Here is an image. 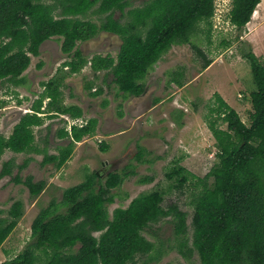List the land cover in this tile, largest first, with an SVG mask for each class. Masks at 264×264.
I'll return each mask as SVG.
<instances>
[{"label":"trees","instance_id":"1","mask_svg":"<svg viewBox=\"0 0 264 264\" xmlns=\"http://www.w3.org/2000/svg\"><path fill=\"white\" fill-rule=\"evenodd\" d=\"M259 2L232 0L228 19L238 33L236 38ZM126 4L127 0H0V83L21 84V75L30 65L31 56L39 54L40 44L57 37L61 39L62 52L70 53L75 48L73 57L63 63L68 74L79 72L88 63L93 73L110 72L113 83L126 96H138L145 90L142 79L148 70L173 44L188 42L200 22L210 36L214 0H146L142 6L128 9L121 23L113 12H122ZM92 7L94 13L104 14L99 24L82 18ZM99 31L117 35L121 39L119 50L115 57L94 54L88 60L75 46ZM243 58L249 62L255 85L250 93L252 112L248 123L219 95L209 108L207 123L215 142L216 161L198 179L202 188L192 199V247L199 264H264V64L250 48ZM209 63L211 60L205 59L203 67ZM63 74L41 82L44 88L32 112L19 119L8 137L0 135V157L6 149L42 152L41 165L53 163L60 168L71 156L76 141L95 134L97 120L90 117L81 127L71 126L70 132L64 127L56 131V137L69 139L67 145L57 148L56 154H47L45 147L34 145L33 127L41 125L45 117H83L80 106L63 102ZM171 80L181 85L180 77ZM99 93L96 90L93 95ZM44 99H48L45 104ZM213 113L215 118L211 117ZM217 119L225 128L217 125ZM99 148L106 151L107 145L101 143ZM142 152L143 149L136 154L138 159ZM25 166L26 162L18 171ZM8 173L11 165L4 161L0 177ZM166 176L176 178L178 186L195 177L177 164ZM151 179L144 176L140 182ZM100 180L93 171L83 181L65 187L60 201L52 200L33 218L30 240L0 264H129L137 253L152 250L153 243L142 234L152 223L170 216L176 233H185L186 212L176 204L163 208V191L158 189L138 194L126 207H117L109 215L107 203L113 199L109 190L117 187L122 177L111 173L104 184ZM15 182L23 183L32 197L46 184L44 180L33 181L30 175ZM59 205L64 210L60 211ZM22 214L23 203L15 200L6 216H0V246Z\"/></svg>","mask_w":264,"mask_h":264},{"label":"rangeland","instance_id":"2","mask_svg":"<svg viewBox=\"0 0 264 264\" xmlns=\"http://www.w3.org/2000/svg\"><path fill=\"white\" fill-rule=\"evenodd\" d=\"M42 1L52 3L55 0ZM145 2L127 0L122 12L115 10L113 17L122 23L127 18L128 9L142 6ZM231 2L215 0L209 37L205 24L200 22L188 42L173 44L161 55L144 78L147 91L142 97L126 96L113 83L110 72L93 73L88 63L79 72L67 75L61 87L63 102L79 105L84 111L83 119L95 117V134L76 141L71 156L60 168L53 163L41 165L42 152L4 151L0 158V170L3 161L7 160L11 173L0 177V216H6V210L15 200L22 201L23 214L0 246V262L16 255L30 240L31 222L41 209L52 200L60 201L65 187L83 181L87 173L94 171L99 172L101 184L111 173L122 177L118 186L109 190L113 197L107 203L109 215L117 207H126L138 194L154 189L163 191V208L176 204L186 212V231L183 235L176 233L170 216L152 223L142 232L153 243L152 250L137 253L129 264H199L198 254L192 247V199L202 188L198 179L204 177L216 161L215 142L207 123L209 108L219 95L247 124L252 112L250 93L255 85L249 62L243 58L244 52L250 48L264 64V0L256 5L238 38L235 27L228 19ZM94 7L82 18L99 24L104 20V14L94 13ZM56 13H59L58 8ZM103 34L101 32L87 42H77V47L88 60L94 54L116 56L120 38ZM60 40L52 37L44 41L38 56H31L30 65L23 73L27 90L20 86L17 89L14 84L5 81L0 84V133L4 136L10 134L12 124L22 114L16 109L19 103L22 107H30L36 94L43 90L41 82L48 80L67 59L60 50ZM205 59L211 60V63L203 67ZM39 62L41 66L37 67ZM172 77H180L181 85L173 82ZM87 83L93 87L92 90H100V93L89 96ZM19 94L21 98L17 96ZM119 110L122 111L123 121L117 116ZM105 113L107 117H103ZM54 116L45 117L41 125L33 127L34 145L45 147L47 154H56L59 146L69 143L67 138L56 137V130L66 126L63 116L68 115ZM211 117L215 118L216 113ZM216 122L219 127L225 128L221 119ZM101 143L107 145L106 151L100 150ZM140 148L143 152L138 159L136 154ZM113 160H117L116 164L108 166ZM103 161L107 162V166L102 170L100 164ZM24 162L26 166L17 174L15 170L21 168ZM175 164L183 166L195 177L178 186L176 178L166 176ZM28 175L33 181L44 180L46 183L35 197L29 194L23 183H15L18 178L22 180ZM144 176L152 177L151 181L140 182ZM59 210L64 209L59 205ZM93 234L97 236L99 232Z\"/></svg>","mask_w":264,"mask_h":264},{"label":"flooded vegetation","instance_id":"3","mask_svg":"<svg viewBox=\"0 0 264 264\" xmlns=\"http://www.w3.org/2000/svg\"><path fill=\"white\" fill-rule=\"evenodd\" d=\"M101 32H103L104 34L103 35H110V34H113V33H111V32H105V31H99L98 33H97V35L99 34V33H101ZM96 35V36H97ZM113 35H115V34H113ZM110 36H112V35H110ZM52 38V37H51ZM94 38V37H93ZM50 39V38H49ZM92 38H90V39H88V40H85L86 42L87 41H90ZM46 40H48V39H46ZM46 40H44V41H46ZM43 41V42H44ZM61 41V40H60ZM85 41H80V42H85ZM42 42V43H43ZM41 43V44H42ZM40 44V45H41ZM120 44H121V39H120ZM120 44H119V46H120ZM76 48H78L77 47V44H76V46H75ZM39 48H40V46H39ZM39 48H38V50H39ZM75 49V48H74ZM74 49H72V51L70 52V53H64V52H62L63 54H65L66 55V57H67V59H65V60H63V62H61V64H60V66L56 69V72L53 74V75H55V74H59V75H64L63 73H65L66 74V76H64V78L62 79V85H63V82H64V80L66 79V77H67V75H69V74H75V73H77V72H75V73H67L68 72V67L67 66H63V63L64 62H66L67 60H70L72 57H73V54H74V52H75V50ZM79 49V48H78ZM60 50H61V42H60ZM118 50H119V47H118ZM62 51V50H61ZM81 51V50H80ZM118 52V51H117ZM36 56H38V55H36ZM35 56V57H36ZM39 65V66H38ZM41 66V62H39L38 64H37V67H40ZM25 72V71H24ZM23 72V73H24ZM22 73V78H23V82L21 83V84H18V85H15V87L17 88V89H19L18 87L20 86L21 88H23L24 90H27V87H28V85H26V79H25V76H24V74ZM52 75V76H53ZM112 75V74H111ZM27 78L29 79V77L27 76ZM51 78V77H50ZM47 81V80H46ZM46 81H43V82H46ZM89 83V82H88ZM88 83H87V85H86V89H87V91H88V94H89V96H97V95H93V93L97 90V89H94V90H92L93 89V87L91 88V89H88ZM143 83H144V85H145V90H144V92L143 93H141L140 95H138V96H133V95H129L130 97H142L145 93H146V84H145V82H144V80H143ZM0 84H2V83H0ZM62 85L60 86V90H61V87H62ZM40 86H42L41 84H40ZM42 88H44L43 86H42ZM120 91V90H119ZM122 92V91H121ZM39 93H41V92H39ZM17 96H20V98H21V94H19V95H17ZM39 96V94H36V97L34 98V100H32V102H31V104H30V107H26V106H24V107H22V106H20V103H19V107H16V109H19V110H21L22 111V114H21V116L12 124V130H13V127H14V125L19 121V119L23 116V115H25L26 113H30V112H32V105L34 104V102H35V100L37 99V97ZM48 99H46V101H47ZM23 101V100H22ZM46 101L45 102H43L44 104L46 103ZM18 102H20V100H18ZM73 103H75V102H73ZM73 103H70V104H73ZM16 106V105H15ZM79 106V105H78ZM83 110V109H82ZM83 113H84V111H83ZM39 114V113H38ZM45 114V113H44ZM118 115L117 116H119V119L120 120H122V119H124V117L122 116V111L121 110H119L118 111V113H117ZM84 115V114H83ZM113 115H110V117H112ZM103 117H107V113H105L104 115H103ZM82 120H83V117H82ZM123 121V120H122ZM48 125V124H47ZM51 126H53V124H51ZM62 128V127H61ZM59 129V128H58ZM57 129V130H58ZM12 130H11V132H12ZM56 130V131H57ZM11 132H10V134H11ZM9 134V135H10ZM0 135H2V136H4L2 133H0ZM9 135H7V136H4V137H8ZM2 156V155H1ZM1 158V157H0ZM7 161V160H6ZM4 162V161H3ZM116 162H117V160H113V162H111V163H109V164H107L108 166H114L115 164H116ZM106 161H103L100 165L102 166V170H103V168L105 167V165H106ZM106 165V166H107ZM16 172H18V168L15 170ZM15 172V173H16ZM96 174H98L99 175V172H96ZM16 183V182H15ZM16 184H18V183H16Z\"/></svg>","mask_w":264,"mask_h":264},{"label":"built area","instance_id":"4","mask_svg":"<svg viewBox=\"0 0 264 264\" xmlns=\"http://www.w3.org/2000/svg\"><path fill=\"white\" fill-rule=\"evenodd\" d=\"M221 2H225V0H220ZM214 11H215V0H214ZM214 15V13H213ZM64 118L66 119V126H65V129L70 132L71 130V126L73 125H77V126H81L83 123H85L84 121H82L81 119H78V118H69V117H65Z\"/></svg>","mask_w":264,"mask_h":264},{"label":"clouds","instance_id":"5","mask_svg":"<svg viewBox=\"0 0 264 264\" xmlns=\"http://www.w3.org/2000/svg\"><path fill=\"white\" fill-rule=\"evenodd\" d=\"M63 117H64V116H63ZM65 117H66V116H65ZM78 119H81V120H82V118H78ZM82 121H84V122H85V120H84V119H83ZM83 124H84V123H83ZM83 124H82V125H83ZM82 125H81V126H82ZM75 126H77V125H75ZM81 126H78V127H81ZM65 130H66V129H65Z\"/></svg>","mask_w":264,"mask_h":264},{"label":"crops","instance_id":"6","mask_svg":"<svg viewBox=\"0 0 264 264\" xmlns=\"http://www.w3.org/2000/svg\"><path fill=\"white\" fill-rule=\"evenodd\" d=\"M1 258V257H0Z\"/></svg>","mask_w":264,"mask_h":264}]
</instances>
